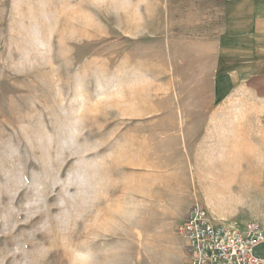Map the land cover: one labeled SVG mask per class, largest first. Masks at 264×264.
<instances>
[{"label": "rangeland", "instance_id": "1", "mask_svg": "<svg viewBox=\"0 0 264 264\" xmlns=\"http://www.w3.org/2000/svg\"><path fill=\"white\" fill-rule=\"evenodd\" d=\"M224 25L222 0H0V264H183L184 216L130 196L182 174L146 161L169 125H248L264 202L254 105L213 98Z\"/></svg>", "mask_w": 264, "mask_h": 264}, {"label": "crops", "instance_id": "2", "mask_svg": "<svg viewBox=\"0 0 264 264\" xmlns=\"http://www.w3.org/2000/svg\"><path fill=\"white\" fill-rule=\"evenodd\" d=\"M222 1L225 25L211 41L216 52L211 58L215 71L213 98L227 103L241 96L247 106L254 105L246 113L258 115V146L263 152L259 155L264 160V0ZM195 126L199 132H189ZM160 130L168 133L159 134L147 150L148 166L158 171L165 167L160 162L168 156L170 169H176L180 159L182 174L163 177L153 173L148 176L152 180H147L146 191H131V198L148 204V208L177 211L179 218L185 217L193 205L202 204L212 217L235 226L264 221V202L257 208L250 207V169L246 163L254 142L248 125H169ZM183 264H188L185 248Z\"/></svg>", "mask_w": 264, "mask_h": 264}, {"label": "built area", "instance_id": "3", "mask_svg": "<svg viewBox=\"0 0 264 264\" xmlns=\"http://www.w3.org/2000/svg\"><path fill=\"white\" fill-rule=\"evenodd\" d=\"M179 233L186 241L188 264H264V221L235 226L195 204L182 220Z\"/></svg>", "mask_w": 264, "mask_h": 264}]
</instances>
